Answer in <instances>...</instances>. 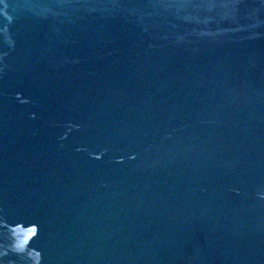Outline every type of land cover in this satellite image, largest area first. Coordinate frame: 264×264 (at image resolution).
Segmentation results:
<instances>
[{"label": "water", "instance_id": "95a60500", "mask_svg": "<svg viewBox=\"0 0 264 264\" xmlns=\"http://www.w3.org/2000/svg\"><path fill=\"white\" fill-rule=\"evenodd\" d=\"M0 264H264V0H0Z\"/></svg>", "mask_w": 264, "mask_h": 264}]
</instances>
